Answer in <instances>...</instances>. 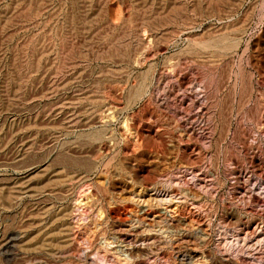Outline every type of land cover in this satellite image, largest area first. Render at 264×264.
<instances>
[{"label":"rangeland","instance_id":"374dc122","mask_svg":"<svg viewBox=\"0 0 264 264\" xmlns=\"http://www.w3.org/2000/svg\"><path fill=\"white\" fill-rule=\"evenodd\" d=\"M234 262L264 264V0H0V264Z\"/></svg>","mask_w":264,"mask_h":264},{"label":"bare ground","instance_id":"6f19581e","mask_svg":"<svg viewBox=\"0 0 264 264\" xmlns=\"http://www.w3.org/2000/svg\"><path fill=\"white\" fill-rule=\"evenodd\" d=\"M165 212H166V211H165ZM169 214H170V213H169ZM162 215H163V214H162ZM170 215H171V214H170ZM149 219H151V218H149ZM134 220H135V219H134ZM138 221H139V220H138ZM140 221H141V219H140ZM140 221H139V222H140ZM157 221H158V220H157ZM139 222H138V224H139ZM142 223H143V222H142ZM140 224H141V222H140ZM147 224H149V223H147ZM144 225H145V224H144ZM151 225H152V224H151ZM177 225H178V224H177ZM132 227H133V226H132ZM130 228H131V227H130ZM133 229H134V228H133ZM145 229H146V227H145ZM161 230H162V229H161ZM161 230H160V231H161ZM246 230H247V229H246ZM163 231H164V230H163ZM181 231H182V229H181ZM178 232H179V231H178ZM244 232H245V231H244ZM149 233H150V231H149ZM155 233H156V232H155ZM167 233H168V232H167ZM184 233H185V232H184ZM195 233H196V232H195ZM245 233H247V232H245ZM150 234H151V233H150ZM185 234H187V233H185ZM185 234H184V236H185ZM247 234H248V233H247ZM148 235H149V234H148ZM152 235H153V234H152ZM160 235H161V234H160ZM176 235H178V234H176ZM182 235H183V234H182ZM188 235H189V234H188ZM124 236H125V235H124ZM124 236H122V237H124ZM167 236H168V235H167ZM178 236H179V235H178ZM193 236H194V235H193ZM254 236H255V235H254ZM147 237H150V236H147ZM153 237H154V236H153ZM153 237H152V238H153ZM171 237H172V236H171ZM179 237H181V236H179ZM179 237H178V238H179ZM174 238H175V237H174ZM174 238H173V239H174ZM176 238H177V237H176ZM132 239H133V238H132ZM141 239H142V238H141ZM166 239H167V238H166ZM257 239H258V238H257ZM116 240H117V239H116ZM116 240H115V241H116ZM122 240H123V238H122ZM122 240H120V242L117 243V244L115 245V246L118 247V248H117L116 250H115V249H114V250L117 251V252H118V251L121 252V253H119V254H121V255L123 254L124 257L128 258V257H129L128 255H131V256L133 255V254H132L133 251H131V248H130V247H132V246H129V244H128V245H126V244H122ZM162 240H163V239H162ZM186 240H187V239H186ZM127 241H128V240H127ZM146 241H148V240H146ZM164 241H165V240H164ZM116 242H117V241H116ZM130 242H132V241H130ZM143 242H144V240H143ZM109 243H110V242H109ZM127 243H128V242H127ZM133 243H134V242H133ZM136 244H137V243H136ZM140 244H141V242H140ZM107 245H108V244H107ZM109 245H110V244H109ZM132 245H133V244H132ZM141 245H142V244H141ZM145 245H146V244H145ZM145 245H144V246H145ZM139 247H140V246H139ZM141 249H142V247H141ZM112 250H113V249H112ZM115 251H114V252H115ZM135 251H136V250H135ZM94 253H95V252H94ZM96 253H98V252H96ZM96 253H95L96 256L94 255V257H98V256H100V254H101L100 252H99V253H100L99 255L96 254ZM137 253H138V252H137ZM119 254H118V255H119ZM134 254H136V252H135ZM101 255H102V256H101V258H102V257H103V254H101ZM137 255H138V254H137ZM91 256H92V255H91ZM138 256H139V255H138ZM141 256H142V255H141ZM135 257H137V256H135ZM135 257H134V259H135ZM189 257H190V256H189ZM192 257H193V256H192ZM98 258H99V257H98ZM98 258H96V259H98ZM101 258H99L98 261H99V260L102 261V259H105V257L102 258V259H101ZM137 258L139 259L140 257H137ZM94 259H95V258H94ZM128 259H129V258H128ZM131 259H132V258H131ZM134 259H133V261L135 262ZM138 259H137V260H138ZM145 259H146V258H145ZM189 259H190V258H189ZM137 260H136V261H137ZM129 261H130V259H129ZM188 261H189V260H188ZM105 262H106V261H105ZM99 263H100V262H99ZM102 263H103V262H102ZM130 263H131V261H130ZM137 263H138V262H137ZM142 263H144V262H142ZM234 263H235V262H234ZM236 263H237V261H236ZM236 263H235V264H236ZM135 264H136V263H135ZM242 264H243V263H242Z\"/></svg>","mask_w":264,"mask_h":264}]
</instances>
